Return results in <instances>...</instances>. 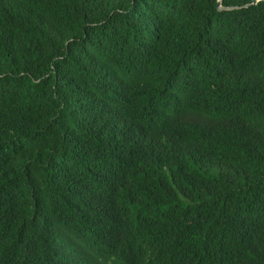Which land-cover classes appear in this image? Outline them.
<instances>
[{
  "label": "trees",
  "instance_id": "16d2710c",
  "mask_svg": "<svg viewBox=\"0 0 264 264\" xmlns=\"http://www.w3.org/2000/svg\"><path fill=\"white\" fill-rule=\"evenodd\" d=\"M0 0V264H264V0Z\"/></svg>",
  "mask_w": 264,
  "mask_h": 264
},
{
  "label": "water",
  "instance_id": "95a60500",
  "mask_svg": "<svg viewBox=\"0 0 264 264\" xmlns=\"http://www.w3.org/2000/svg\"><path fill=\"white\" fill-rule=\"evenodd\" d=\"M257 0H253V3H255ZM217 7L218 9H228V8H232V7H225L223 5H221V0L217 1Z\"/></svg>",
  "mask_w": 264,
  "mask_h": 264
}]
</instances>
